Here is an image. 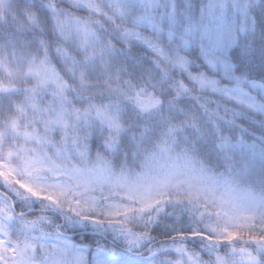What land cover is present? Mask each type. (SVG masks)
Returning <instances> with one entry per match:
<instances>
[{
    "label": "snow or ice",
    "instance_id": "6c2138e0",
    "mask_svg": "<svg viewBox=\"0 0 264 264\" xmlns=\"http://www.w3.org/2000/svg\"><path fill=\"white\" fill-rule=\"evenodd\" d=\"M0 264H264V0H0Z\"/></svg>",
    "mask_w": 264,
    "mask_h": 264
}]
</instances>
